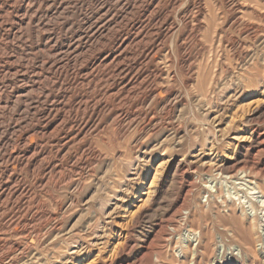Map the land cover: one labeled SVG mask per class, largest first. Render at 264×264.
Wrapping results in <instances>:
<instances>
[{
    "label": "rangeland",
    "instance_id": "obj_1",
    "mask_svg": "<svg viewBox=\"0 0 264 264\" xmlns=\"http://www.w3.org/2000/svg\"><path fill=\"white\" fill-rule=\"evenodd\" d=\"M263 196L264 0H0V264H263Z\"/></svg>",
    "mask_w": 264,
    "mask_h": 264
},
{
    "label": "bare ground",
    "instance_id": "obj_2",
    "mask_svg": "<svg viewBox=\"0 0 264 264\" xmlns=\"http://www.w3.org/2000/svg\"><path fill=\"white\" fill-rule=\"evenodd\" d=\"M233 5H235V4H233ZM235 9V8H234ZM238 22V21H237ZM247 26V25H246ZM233 28V27H232ZM250 29V28H249ZM256 29V28H255ZM261 30V29H260ZM251 31H252V29H251ZM246 36V35H245ZM250 39V38H249ZM258 59V58H257ZM217 60V59H216ZM255 70V69H254ZM253 74V73H252ZM247 75V74H246ZM247 82V81H246ZM160 91V90H159ZM157 95V94H156ZM204 96V95H203ZM208 109V108H207ZM206 110V109H205ZM204 113H205V111H204ZM70 140V139H69ZM263 198H264V196H263ZM262 205H263V208H264V200L262 201ZM263 220L261 221V222H263V223H261L262 225H260V228L262 229V232H263V234H262V236H261V239H260V241L258 242V244L256 245V251L255 252H257V256H259L261 259H262V263L264 264V210H263ZM234 215V217L236 216L235 214H233ZM182 218V217H181ZM230 219V218H229ZM246 219V218H245ZM236 220V219H235ZM244 221V220H243ZM250 221H252V220H250ZM251 223V222H250ZM259 225V224H258ZM189 226V225H188ZM257 228H259V226H257ZM256 231V230H255ZM254 231V232H255ZM260 231V230H259ZM185 232H186V230H185ZM187 241H186V243L185 244H183V246L181 245L180 246V252H182V256H181V253H180V256H181V258L182 259H187V256H186V251H187V253L189 252L190 254L191 253H194L195 251H192L193 250V248H190V244H192V243H195V240L197 241L198 240V236H199V233L197 232V231H194V230H192L191 229V227H188V229H187ZM257 232V231H256ZM235 235V234H234ZM179 236V235H178ZM186 236H185V239H186ZM254 236V235H253ZM232 237H234V236H232ZM235 238V237H234ZM222 242V241H221ZM182 243V242H181ZM220 243V242H219ZM180 244V243H179ZM245 245L247 246L248 244H244V246L243 245H240V244H238V245H234L235 246V248H234V254H233V256H236L237 258H238V261L240 262V261H242V262H244V263H250V262H252V261H254L255 260V258H256V255L255 254H253V252L252 251H249V249H246V248H244L245 247ZM221 247H223V245L221 246ZM177 251V250H176ZM179 251V250H178ZM177 251V252H178ZM192 256H193V254H192ZM195 256V255H194ZM189 259V258H188ZM195 259H193V261H194ZM184 262H185V260H184ZM198 263V262H197ZM188 264V263H187ZM189 264H190V262H189Z\"/></svg>",
    "mask_w": 264,
    "mask_h": 264
}]
</instances>
